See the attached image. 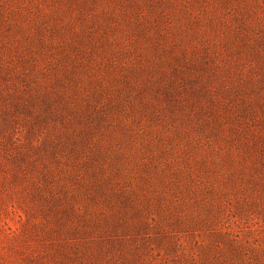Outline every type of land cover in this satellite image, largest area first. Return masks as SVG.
<instances>
[{"label":"rangeland","instance_id":"1","mask_svg":"<svg viewBox=\"0 0 264 264\" xmlns=\"http://www.w3.org/2000/svg\"><path fill=\"white\" fill-rule=\"evenodd\" d=\"M159 44L88 0H0V264H231L264 247L251 157L205 127L211 105L240 108L238 87L170 68Z\"/></svg>","mask_w":264,"mask_h":264},{"label":"trees","instance_id":"2","mask_svg":"<svg viewBox=\"0 0 264 264\" xmlns=\"http://www.w3.org/2000/svg\"><path fill=\"white\" fill-rule=\"evenodd\" d=\"M88 1L141 38L155 36L170 68L189 64L199 80L210 74L221 85L236 84L240 108L225 103L211 105L215 107L206 112L205 127L227 142L228 152L236 149L251 157L248 184L264 198V0ZM197 39L204 42L200 48L194 45ZM176 42L181 48L168 52L173 46L169 43ZM181 50L186 54L190 51L193 62L181 59ZM168 95L173 97L174 91ZM230 171L227 184L241 187V168L232 166ZM260 209L264 212V204ZM227 260L231 264H264V247H235ZM217 261L213 256L200 264Z\"/></svg>","mask_w":264,"mask_h":264}]
</instances>
